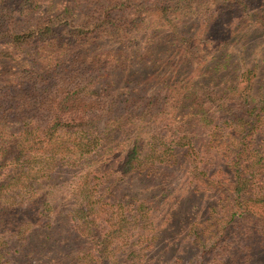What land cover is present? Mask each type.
<instances>
[{"label":"trees","instance_id":"obj_1","mask_svg":"<svg viewBox=\"0 0 264 264\" xmlns=\"http://www.w3.org/2000/svg\"><path fill=\"white\" fill-rule=\"evenodd\" d=\"M27 2L10 9L0 0V264H147L160 214L151 203L165 199L147 193L153 181L125 185L140 179L151 158L181 171L178 157H190L185 178L196 190L217 187L229 200L223 231L237 215L264 225V143L248 148L264 127V94L252 71L225 89L179 80L149 101L110 100L94 72L95 29L61 28L42 18L28 23L36 0ZM104 2L106 24L96 39L107 32L121 42L132 24L152 16L177 31L176 19L193 8L182 0L174 9L154 0ZM185 45H176L183 59L193 54ZM198 126L214 136L232 132L234 152L228 154L229 140L223 149L229 160L218 171H210L212 159L191 163L199 156L190 139ZM209 207L207 219L219 209L212 200ZM200 226L199 218L191 219L188 234L211 245ZM70 228L76 245L65 243L72 240ZM256 242L260 256L264 237Z\"/></svg>","mask_w":264,"mask_h":264},{"label":"rangeland","instance_id":"obj_2","mask_svg":"<svg viewBox=\"0 0 264 264\" xmlns=\"http://www.w3.org/2000/svg\"><path fill=\"white\" fill-rule=\"evenodd\" d=\"M7 1L10 9L21 3V0ZM104 1L36 0L35 9L30 15L28 13L26 20L31 23L42 18L55 22L61 28L88 24L95 29L91 53L98 63L94 72L101 76L110 100L120 95V99L149 101L163 93L164 87L179 80L225 89L241 81L245 74L250 75V71L260 93L264 94V0H182L183 5L188 3V7L193 8L176 19L177 31L173 24L152 16L137 25L132 24L122 42L107 32L96 39L102 24H106L102 7L105 9L108 4ZM22 3L29 5L27 0H22ZM154 3L172 9L179 4L178 0H154ZM66 9L70 10L68 15ZM135 17L130 16L129 22ZM181 34L185 37V52L190 51L186 49L193 50V54L186 52L185 59L176 52L177 46L180 48L184 44ZM107 133H111L110 130ZM191 136L199 155L193 156L191 163L212 159V172L218 171L229 160L228 154L234 152L232 132L228 129L214 136L213 132L198 126L191 129ZM229 140L231 144L227 148ZM263 143L264 127L251 137L249 152L259 149ZM224 148L229 149L228 154L224 153ZM105 154L102 153L101 157ZM189 158L178 157L185 163L181 171L151 158L147 160L140 179L133 178L125 185L127 189L153 181L154 186H148L147 193L158 192L165 199L163 203L162 200H157V204L151 203V207H160V214L155 223V247L147 264H264V249L259 250L262 258L256 253L260 247L256 238L264 237V225L256 227L250 218L237 215L223 231V223L232 212L229 200L217 187L212 188L213 192L203 187L195 189L191 179L183 174ZM222 177L223 174L218 172V178ZM218 178L215 180L220 181ZM211 200L219 209L214 218L207 219ZM196 218L201 220L200 231L204 241H210L211 245L198 244L195 237L188 234V223ZM216 231L220 239L214 242L218 239ZM71 233L72 240L65 243L76 245L79 242L76 231L71 229ZM76 249L73 246L71 252Z\"/></svg>","mask_w":264,"mask_h":264}]
</instances>
